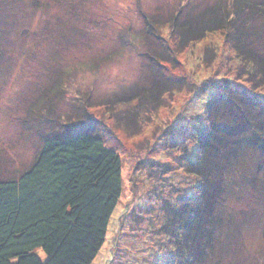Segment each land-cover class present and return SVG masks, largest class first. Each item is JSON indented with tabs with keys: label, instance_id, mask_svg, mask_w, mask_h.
Wrapping results in <instances>:
<instances>
[{
	"label": "rangeland",
	"instance_id": "374dc122",
	"mask_svg": "<svg viewBox=\"0 0 264 264\" xmlns=\"http://www.w3.org/2000/svg\"><path fill=\"white\" fill-rule=\"evenodd\" d=\"M16 1L0 16V30L9 32L0 41V179L25 171L46 139L81 130L99 136L121 158L122 192L92 264H177L179 242L164 230L179 226L172 219L183 216L180 198L197 196L199 180L186 168L199 154L194 125L209 122L201 102L226 84L264 95L239 75L242 62L222 32L157 65L176 42L169 23L200 18L223 0H39L42 11L34 0ZM146 18L156 26L147 39ZM257 27L263 44L264 24ZM158 78L171 81V91L153 92ZM204 83L216 86L205 92ZM244 139L230 165L242 176L230 171L236 186L226 184L198 264H264V155Z\"/></svg>",
	"mask_w": 264,
	"mask_h": 264
},
{
	"label": "trees",
	"instance_id": "16d2710c",
	"mask_svg": "<svg viewBox=\"0 0 264 264\" xmlns=\"http://www.w3.org/2000/svg\"><path fill=\"white\" fill-rule=\"evenodd\" d=\"M17 3L0 0V16ZM32 5L42 11L41 1L34 0ZM205 13L200 18L190 15L182 22L176 19L169 23L176 42L164 46L157 65L174 64L185 47L222 32L225 43L242 62L244 70L240 69L239 75L248 76V82L264 90V43L257 32V24H264V0H223L208 6ZM146 19L145 39L156 28L150 18ZM8 37L9 32L0 30V41ZM2 55L0 48V63ZM153 57L146 53L150 62ZM172 85L165 79L159 83L158 78L152 90L167 92ZM226 85L228 90L212 87V93L201 102L209 122L193 124L199 154L187 164L186 173L199 180L197 196L180 198L184 210L178 214L183 216L172 219L179 226L165 225L169 229L164 230L165 236L179 242L177 264H198L207 252L210 232L218 222L216 205L227 194L226 184L231 189L236 186V181H229L230 171L237 174L230 165L243 154L244 138L250 136L251 145L264 155V95L248 96L244 90ZM202 86L207 92L216 85ZM231 110L236 116L227 115ZM65 137L46 139L25 171L11 179H0V264H92L100 253L121 197V158L90 132L81 130Z\"/></svg>",
	"mask_w": 264,
	"mask_h": 264
}]
</instances>
